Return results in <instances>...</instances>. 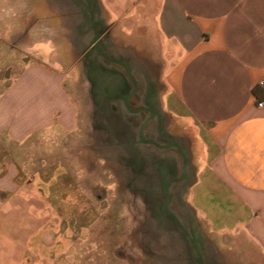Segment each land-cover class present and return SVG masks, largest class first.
Wrapping results in <instances>:
<instances>
[{"label":"crops","instance_id":"1","mask_svg":"<svg viewBox=\"0 0 264 264\" xmlns=\"http://www.w3.org/2000/svg\"><path fill=\"white\" fill-rule=\"evenodd\" d=\"M89 1L107 32L134 43L139 61L112 56L138 70V83L162 82L185 130L187 153L179 150L185 173H195L199 233L212 243L213 264H264V0ZM12 50L0 40V68ZM46 71L24 64L0 87V264H61L59 197L20 178L31 173L34 138L75 129L60 79Z\"/></svg>","mask_w":264,"mask_h":264},{"label":"rangeland","instance_id":"2","mask_svg":"<svg viewBox=\"0 0 264 264\" xmlns=\"http://www.w3.org/2000/svg\"><path fill=\"white\" fill-rule=\"evenodd\" d=\"M94 20L104 52L110 57L125 53L137 64L134 43L107 32L100 18ZM0 40L13 49L0 68L1 88L24 64L38 65L60 79L63 99L75 112L71 133L56 128L32 140L37 147L29 144L25 157L31 173H19L23 184L54 189L50 196L59 197L54 234L65 240L61 264H197L193 245L161 213L164 181L180 177L181 160L174 148L159 151L138 142L144 115L123 107L131 87L119 67L95 52L85 0H0ZM143 81L135 107L159 113L146 136L162 145L177 143L187 153L185 130L171 117L162 82ZM13 153L17 159L18 150ZM194 174L185 173L183 181L169 186L166 210L197 238L204 264H213L212 243L199 233Z\"/></svg>","mask_w":264,"mask_h":264},{"label":"water","instance_id":"3","mask_svg":"<svg viewBox=\"0 0 264 264\" xmlns=\"http://www.w3.org/2000/svg\"><path fill=\"white\" fill-rule=\"evenodd\" d=\"M85 2L87 4L88 14H89V18H90V28L94 32V39H95L94 50H95V52L97 53V55H99L101 58L105 59L106 61L124 67L126 69V71L128 72V74H129L130 73L129 69H127L119 61L113 60V59H109L103 52H101V50L99 48V45H100L99 34L97 33V31H96V29L94 27L95 25H94L93 12H92V9H91V3H90L89 0H85ZM134 86H135V89H134L133 92H135L137 90V86H136L135 82H134ZM129 98H130V96L126 97V99L124 100L125 108L131 113H137L138 111H133V110L130 109L129 104H128ZM152 117L153 116H151V118ZM146 123H147V121H146ZM146 123L140 129V138L141 139H142V135L141 134H142L143 128L145 127ZM145 143H147V142H145ZM148 144H151L154 147H156L158 149H162V150L169 149V148H175V149H177L180 152L179 146L177 145V143H171V144L165 145V146L159 145V144L154 143V142H148ZM180 155H181V157L183 159L182 171L180 173V177L178 179H166V181L164 182L163 187H162V190H163V192L166 195V200L164 201V203H163V205L161 207V213H162L163 218L166 219V220L172 221L175 224V226L177 227V229H179L182 232L183 236L193 245V251H194V254H195L196 258H197V264H204V260H203L202 254L198 250L197 238L191 236L189 231H187L185 228H183L182 225L180 224V222L175 217L169 215L167 213V210H166L167 206L171 202V197H170V194H169V191H168L169 186L171 184H173V183H178V182H181V181H183L185 179V169H186V166H187V161H186L185 155L183 153L180 152Z\"/></svg>","mask_w":264,"mask_h":264},{"label":"flooded vegetation","instance_id":"4","mask_svg":"<svg viewBox=\"0 0 264 264\" xmlns=\"http://www.w3.org/2000/svg\"><path fill=\"white\" fill-rule=\"evenodd\" d=\"M91 29V28H90ZM96 29V28H95ZM92 30V29H91ZM97 31V30H96ZM94 33V32H93ZM97 33H98V31H97ZM99 48H100V50H101V52H103L109 59H113V60H117V59H115V58H113V57H110L106 52H104L103 50H102V48H101V44L99 45ZM102 60H104L105 62H107V63H110V62H108V61H106L105 59H103V58H101ZM118 61V60H117ZM120 62V61H119ZM122 65H124L127 69H129V74H128V72L126 71V69L124 68V67H122V66H120V65H117V64H113V63H110V64H112V65H115V66H117V67H119L123 72H124V76H125V79H126V82H127V84L131 87V89L124 95V98H123V107L125 108V106H124V100L126 99V97H128V96H130V98H129V101H128V104H129V107H130V109L131 110H133V111H138L137 113H131V112H129L126 108H125V110L129 113V114H131V115H144V120H143V122H142V124L140 125V127H139V130H138V135H137V137H138V142L140 143V144H142V145H144V146H151V147H154L153 145H151V144H148V142H154V143H157V142H155V141H153V139L151 140V139H149L148 138V136H146V134H145V131L148 129V126H149V124L152 122V121H154L155 119H156V117H157V114H159V113H157V114H155L151 109H150V106H147V107H144V106H141V107H135L136 105L134 104V102L136 101V99L138 98V94H139V83L136 81V79L134 78V76L132 75V73H131V71H130V68L127 66V65H125L124 63H122V62H120ZM134 82L136 83V86H137V90L135 91V92H133L134 91V89H135V86H134ZM151 112V113H150ZM151 116H153L152 118H151ZM146 121H147V123H146ZM146 123V125H145V127L143 128V131H142V139L140 138V129H141V127L144 125ZM144 142V143H143ZM145 142H147V143H145ZM157 144H159V143H157ZM159 145H162V144H159ZM169 145V144H168ZM163 146H165V145H163ZM154 148H156V147H154ZM156 149H158V148H156ZM175 149V148H174ZM159 150H162V149H159ZM181 168H182V165H181ZM182 170V169H181ZM166 181V180H165ZM164 181V182H165Z\"/></svg>","mask_w":264,"mask_h":264},{"label":"built area","instance_id":"5","mask_svg":"<svg viewBox=\"0 0 264 264\" xmlns=\"http://www.w3.org/2000/svg\"><path fill=\"white\" fill-rule=\"evenodd\" d=\"M260 85L263 86V83H260ZM259 107H263V104L260 103V104H259Z\"/></svg>","mask_w":264,"mask_h":264},{"label":"trees","instance_id":"6","mask_svg":"<svg viewBox=\"0 0 264 264\" xmlns=\"http://www.w3.org/2000/svg\"><path fill=\"white\" fill-rule=\"evenodd\" d=\"M258 98V97H257ZM260 98V97H259Z\"/></svg>","mask_w":264,"mask_h":264}]
</instances>
